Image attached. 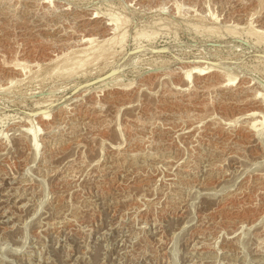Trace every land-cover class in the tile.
<instances>
[{
    "label": "rangeland",
    "instance_id": "1",
    "mask_svg": "<svg viewBox=\"0 0 264 264\" xmlns=\"http://www.w3.org/2000/svg\"><path fill=\"white\" fill-rule=\"evenodd\" d=\"M257 120L264 0H0V264H264Z\"/></svg>",
    "mask_w": 264,
    "mask_h": 264
},
{
    "label": "bare ground",
    "instance_id": "2",
    "mask_svg": "<svg viewBox=\"0 0 264 264\" xmlns=\"http://www.w3.org/2000/svg\"><path fill=\"white\" fill-rule=\"evenodd\" d=\"M177 9H178V8H177ZM95 14H96V13H95ZM94 16H96V15H94ZM94 16H93V17H94ZM98 16H99V15H98ZM13 18H14V17H13ZM95 18H96V17H95ZM14 19H15V18H14ZM22 20H23V19H22ZM121 21H122V20H121ZM121 21H120L119 19L114 18V17L109 18V22L105 24V27L108 28L107 31L109 32V30H111L110 33H112V31H113V32L117 31V29L120 27V24H121L120 22H121ZM229 27L231 28V26H228V28H229ZM95 29H96V28H95ZM98 29H99V28H98ZM225 29H226V28H225ZM232 29H233V27H232ZM117 32H118V31H117ZM228 32H229V31H228ZM228 32H227V33H228ZM111 37H112V35H111ZM113 37H114V36H113ZM136 37L138 38L139 36H136ZM140 37H141V36H140ZM140 37H139V38H140ZM144 37H145V36H144ZM261 37H262V36H261ZM81 38H82V37H81ZM103 38H104V37H103ZM120 38H121V37H120ZM141 38H142V37H141ZM152 38H153V37H152ZM106 39H107V37H106ZM108 39H109V40H107V42H108V41H112V38H108ZM150 39H151V38H149V40H150ZM84 40H85V41L81 40V43H82V42H85V45L88 44V42L91 43V42H90V38H86V39H84ZM91 41H92V39H91ZM113 41H114V38H113ZM262 41H263V40H262ZM93 42H94V41H93ZM105 42H106V41H105ZM105 42H104V44L107 43V42H106V43H105ZM110 43H111V42H110ZM115 43H116V42H115ZM121 43H122V42H121ZM92 44H93V43H92ZM104 44H103V45H104ZM108 44H109V43H108ZM113 44H114V43H113ZM75 45H76V44H75ZM88 46H91V45H88ZM92 46H93V47H92ZM92 46H91V47H92L93 52L89 50L91 47H90L89 49L86 48V49L82 50L83 52L79 51V52H80L79 54H81V53H85V55L87 54L86 56H84V59H81L82 57L80 58L81 55L78 56V57L76 56L77 59H75V58H74V59H73V58H69V59H73V60H70V63H69V64H67V62H69V61L66 62V65H67L68 67H66L64 70H63L64 67H63L62 64L58 65V66L63 67V68L60 67V69L63 70L64 72L62 71V73H61V72H60V73H61V74H64V75H66V74H69V75H70V73H72V71H74L73 68H75V67H82V66L84 67V65H88V64H84V63L87 62L86 59L89 58L90 55L94 54V49H93V48H95V46H94V45H92ZM100 46H101V45H100ZM100 46H99V47H100ZM99 47H97V48H99ZM103 47H106V46H103ZM103 47H101V49H102ZM109 47H111V46L109 45ZM97 48H96L95 50H97ZM107 48H108V47H107ZM101 49H99V50L102 51ZM103 49L106 50L105 48H103ZM97 51H98V50H97ZM97 51H95V52H97ZM110 51H111V50H110ZM91 52H92V53H91ZM88 53H89V55H88ZM111 53H112V52H111ZM64 54H66V53H64ZM108 54H109V53H108ZM76 55H77V54H76ZM82 55H83V54H82ZM60 56H61V55H60ZM60 56H59V57H60ZM64 56H66V55H63V56H61L60 58L62 59V57H64ZM102 56H103V55H102ZM102 56H101V57H102ZM107 56H109V55H107ZM107 56H106V57H107ZM71 57H72V56H71ZM73 57H74V56H73ZM92 57H93V56H92ZM92 57H90V58H92ZM98 57H99V56H98V54H97V56L95 55L93 58H95L94 60H96ZM57 58H58V57H57ZM57 58L52 59V60L57 61ZM79 58H80V59H79ZM93 58H92V60H93ZM52 60H51L50 62H52ZM87 60H88V59H87ZM54 61H53V62H54ZM58 61H59V60H58ZM65 61H66V60H65ZM55 63H56V62H54L53 64H55ZM57 63H60V62H57ZM57 63H56V65H57ZM50 64H51V63H50ZM50 64H49V65H50ZM56 65H54V66H56ZM64 66H65V63H64ZM176 66H177V65H176ZM56 67H57V66H56ZM56 67L54 68L55 70H56ZM58 68H59V67H57V70L61 71V70L58 69ZM195 68H196V67H195ZM197 68H198V67H197ZM197 68H196V70H197ZM192 69H193V68H192ZM201 69H202V68H201ZM196 70H189V71H187V72L184 74L185 80H186V81H190L191 78L193 77V74H195V73H193V71L195 72ZM198 70H199V69H198ZM205 70H206V69H205ZM202 71H203V70H201V72H200V71H199V72L202 73ZM51 72H52V71H51ZM53 72H55V73L57 74L56 71L53 70ZM196 72H198V71H196ZM199 72H198V73H199ZM60 73H58V74H60ZM192 73H193V74H192ZM200 73H199V74H200ZM223 74L226 75L225 77H227L228 82H233V79L231 78V76H230L229 74H227V73H223ZM58 76H59V75H58ZM245 85H246V84H245ZM85 90H86V89H85ZM87 90H88V89H87ZM240 90H241V89H240ZM4 92H5V91H4ZM241 94H242V93H241ZM77 107H78V106H77ZM250 115H252L253 118H254V116L257 117V114L254 113V111H253L252 113H250ZM250 115H249V116H250ZM252 116H251V117H252ZM253 118H252V119H253ZM254 120H256V119L254 118ZM254 120H253V122H255ZM258 121H259V123H258L259 126H264V120H263V121H262V120H261V121H260V120H257V122H258ZM253 122H252V123H253ZM257 122H256V123H257ZM30 123H31V122H30ZM249 123H250V122H249ZM256 123H255V124H256ZM255 124H253L252 127H253V126L255 127ZM256 126H257V125H256ZM28 131H29V132H32V141L34 142V140H35V136H36V133L34 132L33 127L31 126L30 129H29ZM35 131H36V130H35ZM255 135L260 136V133L256 132ZM14 177H15V176H14ZM23 193H24V192H23ZM23 198H24V197H23ZM13 200H14V199H13ZM25 203H26V202H25ZM200 261H201V260H200Z\"/></svg>",
    "mask_w": 264,
    "mask_h": 264
},
{
    "label": "water",
    "instance_id": "3",
    "mask_svg": "<svg viewBox=\"0 0 264 264\" xmlns=\"http://www.w3.org/2000/svg\"><path fill=\"white\" fill-rule=\"evenodd\" d=\"M113 75H114L113 72H110V73H108V74H105V75H103V76L97 78L96 80H94V81L92 82V85L100 84V83H102V82H104V81L110 79Z\"/></svg>",
    "mask_w": 264,
    "mask_h": 264
}]
</instances>
